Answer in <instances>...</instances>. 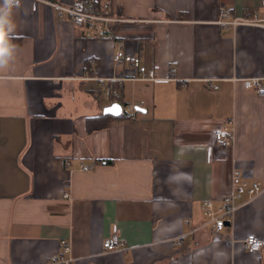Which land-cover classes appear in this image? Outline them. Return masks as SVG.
I'll use <instances>...</instances> for the list:
<instances>
[{
    "label": "crops",
    "instance_id": "obj_1",
    "mask_svg": "<svg viewBox=\"0 0 264 264\" xmlns=\"http://www.w3.org/2000/svg\"><path fill=\"white\" fill-rule=\"evenodd\" d=\"M107 2L121 19L112 39L86 37L45 3L12 9L15 48L0 68V264H49L64 238L74 264H264V247L242 246L251 233L264 240V193L220 234L202 208L222 204L234 169L264 185V95L241 83H264V28L216 23L220 5L238 17L260 11L257 1ZM135 57L169 80L138 79ZM118 99L129 117L103 113ZM228 122L233 143L212 144L209 158ZM115 235L125 248L105 252Z\"/></svg>",
    "mask_w": 264,
    "mask_h": 264
},
{
    "label": "built area",
    "instance_id": "obj_2",
    "mask_svg": "<svg viewBox=\"0 0 264 264\" xmlns=\"http://www.w3.org/2000/svg\"><path fill=\"white\" fill-rule=\"evenodd\" d=\"M33 2H41L50 5L60 14H65L69 17L72 24L84 30L86 37H98L112 39L113 33L109 30V25L121 21L116 16H109L101 13L92 7H87L81 0H74L70 5H61L52 0H32ZM260 11L254 9L250 12H245L244 15L234 17L230 11L223 5L218 8V18L216 23L219 25H227L236 27L239 25L261 27L264 28V0H256ZM21 2V0H20ZM122 44L119 43L118 49L115 51V62L121 60V52L119 51ZM133 64L138 72V79L153 81V83H165L169 78L158 77L154 69L147 70L140 64L138 58H133ZM175 69H173L174 71ZM244 89L254 91L258 96L264 95V83L260 78L251 77L241 79ZM184 85V83H182ZM211 89H216V86L208 84ZM114 94L118 97L116 91H106V96ZM136 107H127L126 110L134 112ZM234 141L233 128L230 123L223 124L219 129L212 134V143L208 147V157H211L212 146L218 145L222 148L229 147ZM213 144V145H212ZM229 192L223 197L222 204L214 208L208 200L202 202V208L212 223L215 234H220L224 229L225 223L230 221L235 211L240 205L251 201L264 193V185L252 181L248 182L242 178L241 172L234 169L231 172ZM243 249L248 253L260 252L264 247V240L258 238L254 234H248L242 240ZM102 247L105 252L120 251L125 248L124 242L117 235L107 237L102 242ZM49 264H74L75 259L71 255V243L69 239L60 240V249L57 253L52 254L48 259Z\"/></svg>",
    "mask_w": 264,
    "mask_h": 264
},
{
    "label": "clouds",
    "instance_id": "obj_3",
    "mask_svg": "<svg viewBox=\"0 0 264 264\" xmlns=\"http://www.w3.org/2000/svg\"><path fill=\"white\" fill-rule=\"evenodd\" d=\"M20 6V0H2L0 2V68L7 64L14 45L8 43L7 34L14 30L15 25L11 21V12L14 7Z\"/></svg>",
    "mask_w": 264,
    "mask_h": 264
},
{
    "label": "trees",
    "instance_id": "obj_4",
    "mask_svg": "<svg viewBox=\"0 0 264 264\" xmlns=\"http://www.w3.org/2000/svg\"><path fill=\"white\" fill-rule=\"evenodd\" d=\"M87 7L89 6V7H92L93 9H95V10H98L99 12H101V13H104V14H108V12H109V10L108 9H106V6L108 5V2H107V0H81ZM113 28L111 27V30H112ZM109 30H110V26H109ZM117 98H120V97H117ZM118 101H119V99H118ZM119 103H120V101H119ZM121 105H122V103H120ZM123 107H125L126 106V104L125 103H123V105H122ZM130 115L125 111V110H123L121 113H120V115H119V117H124V118H126V117H129ZM101 117H110V115H102ZM104 125V123L103 124H101V125H97V126H94V127H92V128H89V130H93V129H95V128H100L101 126H103ZM95 164H112V162H110V161H95Z\"/></svg>",
    "mask_w": 264,
    "mask_h": 264
},
{
    "label": "water",
    "instance_id": "obj_5",
    "mask_svg": "<svg viewBox=\"0 0 264 264\" xmlns=\"http://www.w3.org/2000/svg\"><path fill=\"white\" fill-rule=\"evenodd\" d=\"M121 104L120 103H116V102H113L111 103L110 105L104 107L103 109V113H107V114H111L113 116H119L120 113L122 112L121 111ZM136 110L138 111H144L142 108H140L139 106H136ZM228 224V223H227Z\"/></svg>",
    "mask_w": 264,
    "mask_h": 264
}]
</instances>
